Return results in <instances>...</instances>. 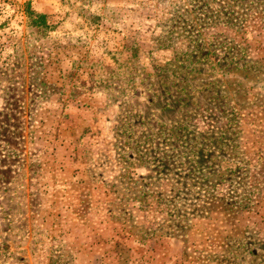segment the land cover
<instances>
[{
    "label": "rangeland",
    "instance_id": "374dc122",
    "mask_svg": "<svg viewBox=\"0 0 264 264\" xmlns=\"http://www.w3.org/2000/svg\"><path fill=\"white\" fill-rule=\"evenodd\" d=\"M0 264H264V0H0Z\"/></svg>",
    "mask_w": 264,
    "mask_h": 264
},
{
    "label": "trees",
    "instance_id": "16d2710c",
    "mask_svg": "<svg viewBox=\"0 0 264 264\" xmlns=\"http://www.w3.org/2000/svg\"><path fill=\"white\" fill-rule=\"evenodd\" d=\"M28 13L30 14V16H32V17L34 16V17L38 18L37 21H40L43 24L46 22V14H44V13H39V14L35 13L34 10H32L30 7L28 9ZM164 152L165 151H162V154ZM167 153H168V151H167ZM163 159H164V157L162 156V161H163ZM155 160H156V158H151V161H149V162H153ZM152 166L155 167L153 164H152Z\"/></svg>",
    "mask_w": 264,
    "mask_h": 264
}]
</instances>
